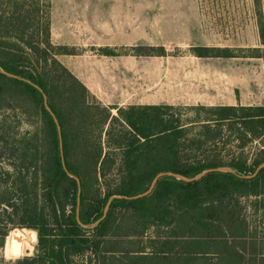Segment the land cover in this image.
<instances>
[{"label": "trees", "instance_id": "16d2710c", "mask_svg": "<svg viewBox=\"0 0 264 264\" xmlns=\"http://www.w3.org/2000/svg\"><path fill=\"white\" fill-rule=\"evenodd\" d=\"M253 3L264 46L263 2ZM50 8L0 0V248L15 228L38 235L33 256L0 257V264H264V226L251 220L253 213L264 224V167L257 172L264 106L106 107L58 60L77 51L52 43ZM261 49L247 57L264 60ZM191 51L202 59L241 57L232 48ZM98 53L162 57L167 50ZM24 123L29 130L17 132ZM255 143L251 155L246 149ZM229 144L237 151L227 158L219 147ZM221 167L235 172L191 182L165 176L137 198L162 173L192 179ZM114 196L123 198L86 228Z\"/></svg>", "mask_w": 264, "mask_h": 264}, {"label": "rangeland", "instance_id": "374dc122", "mask_svg": "<svg viewBox=\"0 0 264 264\" xmlns=\"http://www.w3.org/2000/svg\"><path fill=\"white\" fill-rule=\"evenodd\" d=\"M49 3L51 0H41L43 6ZM97 5L132 9V14H125L126 28L120 30L126 45L137 42L167 50L162 57H126L125 65L122 59L120 92L102 94V100L96 97L104 106H264V60L247 57L253 48L264 50L253 0H112ZM194 46L232 48L241 57L202 59L192 54ZM113 114L117 115V111L113 110ZM185 114L191 116L193 112ZM8 126L14 131L18 122L12 119ZM27 130L24 123L17 132ZM256 148L255 143L246 151L252 155ZM236 151L232 144L219 147L227 158ZM251 220L256 226H264L256 214L252 213ZM36 245L32 253L16 259L6 255L5 245L0 248V257L6 262L30 257Z\"/></svg>", "mask_w": 264, "mask_h": 264}, {"label": "crops", "instance_id": "0c3cea01", "mask_svg": "<svg viewBox=\"0 0 264 264\" xmlns=\"http://www.w3.org/2000/svg\"><path fill=\"white\" fill-rule=\"evenodd\" d=\"M103 1L112 0H51L50 3L52 43L77 51L73 55L61 54L58 60L100 100L102 94L120 92L121 60L125 65L126 57L141 58L131 54L111 57L98 53L102 48L118 52L124 48V52L141 46L137 42L126 45L120 37L121 28H126L125 14H132V9L97 5Z\"/></svg>", "mask_w": 264, "mask_h": 264}, {"label": "water", "instance_id": "95a60500", "mask_svg": "<svg viewBox=\"0 0 264 264\" xmlns=\"http://www.w3.org/2000/svg\"><path fill=\"white\" fill-rule=\"evenodd\" d=\"M2 72L5 73V74H7V73H6L5 71H3V70H2ZM8 75H9L10 77H15V76L10 75V74H8ZM45 102H46V105H47V97H46V96H45ZM53 115H54V114H53ZM54 116H55V115H54ZM59 131H60V136H61V152H62V156H63V162L65 163V160H64V151H63V139H62V133H61V127H60V126H59ZM263 167H264V164L260 166V168L257 170V172H258L260 169H262ZM214 171H216V172H235V171H234L232 168H230V167H221V168H218V169L207 170V171H205V172H203V173H201V174L195 176V177L192 178V179L187 178V177L182 176V175H177V174H174V173H162V174H160V175L155 179V181L153 182V184H152V186L150 187V189H149L146 193L137 196V198H140V197H144V196L149 195V194L153 191V189H154V187H155L157 181H158L160 178H163V177H165V176H173V177H176L177 179L184 180V181H187V182H191V181L200 180L201 178H203V177H204L205 175H207L208 173H210V172H214ZM244 177H251V176H244ZM76 180H77L78 183H79V194H81L80 180H79L78 178H76ZM120 198H123V197H120V196H114V197H112V198L109 200V203H108L107 207L105 208V212H104V216H103V218L100 219V220H99L98 222H96L95 224H93V225H91V226H85V227H86V228H94V227H96V226H97V225H98V224H99V223H100V222H101V221L107 216V214H108V212H109V210H110V205H111L112 201H113L114 199H120ZM79 221H80V219H79ZM17 230L21 231L20 228H15L14 230H12V232H13V231H17ZM22 232H23V231H22Z\"/></svg>", "mask_w": 264, "mask_h": 264}, {"label": "bare ground", "instance_id": "6f19581e", "mask_svg": "<svg viewBox=\"0 0 264 264\" xmlns=\"http://www.w3.org/2000/svg\"><path fill=\"white\" fill-rule=\"evenodd\" d=\"M30 231L31 230H25L22 232V231L17 230V231L11 232L10 236L7 239L6 249L10 248L11 244L13 242H17L23 246L22 251L24 254L22 256L32 253V251H33V246H32L33 236L31 234L25 235V233H30ZM16 233H19V235H17ZM36 236H38L37 233H36ZM25 241H27V243H25ZM6 255L10 256V255H14V254L6 251Z\"/></svg>", "mask_w": 264, "mask_h": 264}, {"label": "clouds", "instance_id": "9594fccd", "mask_svg": "<svg viewBox=\"0 0 264 264\" xmlns=\"http://www.w3.org/2000/svg\"><path fill=\"white\" fill-rule=\"evenodd\" d=\"M16 234L19 235V233H16ZM28 234H31L33 236L32 246L38 243L35 230H31L30 233H25V235H28ZM25 243H27V241H25ZM22 247L23 246L20 243L13 242L11 244V247L6 249L7 252L14 254V255H10L9 258L16 259L22 256L24 254L22 251Z\"/></svg>", "mask_w": 264, "mask_h": 264}]
</instances>
